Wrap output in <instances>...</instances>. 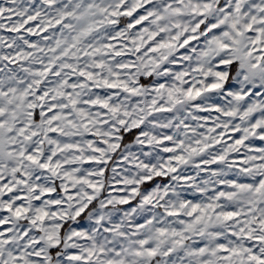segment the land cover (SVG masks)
Listing matches in <instances>:
<instances>
[{
  "label": "snow or ice",
  "instance_id": "1",
  "mask_svg": "<svg viewBox=\"0 0 264 264\" xmlns=\"http://www.w3.org/2000/svg\"><path fill=\"white\" fill-rule=\"evenodd\" d=\"M0 264H264V0H0Z\"/></svg>",
  "mask_w": 264,
  "mask_h": 264
}]
</instances>
